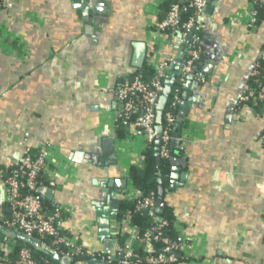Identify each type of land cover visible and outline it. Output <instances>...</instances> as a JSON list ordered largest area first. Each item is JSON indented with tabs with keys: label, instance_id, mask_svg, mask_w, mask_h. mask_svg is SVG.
Returning a JSON list of instances; mask_svg holds the SVG:
<instances>
[{
	"label": "crops",
	"instance_id": "crops-1",
	"mask_svg": "<svg viewBox=\"0 0 264 264\" xmlns=\"http://www.w3.org/2000/svg\"><path fill=\"white\" fill-rule=\"evenodd\" d=\"M164 1L93 0L86 18L78 0H10V9L0 7V27L21 38L20 46L0 44V168L13 169L24 150L37 153L49 144L54 155L44 173L51 190L49 197L41 193L45 213L63 208L59 231L73 228L85 249L110 264L116 263L98 240L96 212L110 208L116 179L127 187L129 170L142 166L145 150L143 138L117 135L116 90L139 70L132 65L135 43L146 46L144 65L186 56V40L171 43L156 31ZM210 1L211 11L199 19V68L207 83H180V101L187 92L189 103L179 132L171 134L163 203L190 248L176 264H264V108L255 113L237 103L264 45V20L249 31L237 20L250 0ZM111 138L115 169L109 174L101 157ZM173 182L181 185L169 189ZM5 196L0 180V219L9 215ZM117 222L116 237L122 233ZM113 244L122 252L116 238Z\"/></svg>",
	"mask_w": 264,
	"mask_h": 264
},
{
	"label": "built area",
	"instance_id": "built-area-1",
	"mask_svg": "<svg viewBox=\"0 0 264 264\" xmlns=\"http://www.w3.org/2000/svg\"><path fill=\"white\" fill-rule=\"evenodd\" d=\"M168 12L164 18L156 24L158 34H164L166 38L174 43L177 38L180 41H187L186 56L181 66V74L178 83H181L186 76L191 75L199 84H206L207 77L199 68L202 56V42L200 17L204 13L208 0H191L190 6L181 5L182 0H171ZM256 1V0H255ZM264 3V1L259 0ZM253 2H248L244 18H238V23L245 26L249 31L257 29V13L253 7ZM0 7L10 9V0H0ZM191 9V14L181 20V14ZM159 13V12H158ZM235 24V20H231ZM180 29V34L175 30ZM20 37L10 35L0 27V44L20 46ZM177 64L175 58L167 57L163 61L148 65L152 70V78L145 81L140 74H133L131 78L125 80L116 90V124L123 126L132 133H127V137L143 138L145 150L155 140V109L159 96L164 90L165 79L169 69ZM264 64V45L257 55L249 72L247 86L238 97L237 103L261 104V108L253 109L255 113L264 108V73L261 66ZM180 101L178 94L169 97L163 118L162 134L159 137V158L167 160L169 157V142L173 126L176 121L177 108ZM24 139L28 134H24ZM260 141L264 144V133L260 136ZM20 145L24 146L23 143ZM54 155L52 147L45 144L37 153L31 154L28 150L23 151L20 163L12 170L0 168V180L6 190L5 201L9 207V216L0 219V225L6 230L17 229L29 236L37 237L42 240L50 237L54 245L62 247L64 253L61 257H68L72 261L75 255H84L98 260L100 264H110L108 257L100 256L98 252L85 249L78 240V233L69 228L65 232H60L58 222L62 219L63 208L54 209L52 213H44L38 198L33 194L36 189L43 193L44 187L38 186V174L45 173L49 169L51 156ZM143 156L140 164L143 165ZM22 178V179H21ZM128 187V188H127ZM126 200H135L136 210L145 211L155 222L154 227L146 230L142 234L137 226L131 225L130 212H126L120 225L121 232L127 237V242L122 249L121 264H166L174 263L180 253L190 249L187 239L177 234L175 240L169 241L168 238L161 236L160 230L166 226V222L160 220L155 213L156 198L153 194L142 196V194L131 184L129 178L127 182ZM134 190L130 193L129 190ZM259 190L264 196V181L259 185ZM160 241L162 244L161 252L151 253L154 250V243ZM140 244L148 255L140 257L134 250V245ZM8 246L14 245L13 239L6 240ZM13 264H35L32 260L30 250L26 247L20 248L18 258Z\"/></svg>",
	"mask_w": 264,
	"mask_h": 264
},
{
	"label": "trees",
	"instance_id": "trees-1",
	"mask_svg": "<svg viewBox=\"0 0 264 264\" xmlns=\"http://www.w3.org/2000/svg\"><path fill=\"white\" fill-rule=\"evenodd\" d=\"M253 2V7L257 13L256 22L257 24L264 20V3L259 2V0H250V2ZM171 0H165L160 6H159V13H158V22H160L165 14L169 10V6L171 4ZM191 0H182L181 5L183 6H190ZM191 9H188L186 13L181 14V20L186 19L191 14ZM175 33L178 35L180 34V29H176ZM201 36V35H200ZM261 72L264 73V64L261 66ZM135 74H140L145 81H149L152 78L153 70L145 64L142 69L137 70ZM132 77V76H131ZM130 77V78H131ZM180 90H181V84L176 83L174 87L172 88L171 95H174L175 93L180 96ZM253 109L261 108V104H253L251 106ZM117 135L121 138L125 137L127 132L125 128L117 123ZM154 143L155 141L148 147L146 150L142 152V156L144 158L143 165L141 167L133 166L129 170V180L133 187H135L142 196H148L149 194H153L154 197H157L158 187L160 186L158 183V180H161V187L163 190L166 189L167 182L165 179L166 173L168 171L167 163L165 160H161L159 164L157 165L156 157L154 156ZM160 147V145H159ZM35 154V153H31ZM12 169H9V171ZM22 179V178H21ZM38 186L47 188L50 187L49 180L46 175H44L43 172L38 174ZM33 194L38 198V200L41 203L42 211L45 213L47 212V207L45 206V202L42 199V194L38 192L36 189L33 191ZM136 201L133 200H123L120 205V211L118 215V222H120L125 215L126 212H130L131 215V225L137 226L140 233L142 234L146 230L151 229L154 227L155 222L152 218H150L145 211H137L136 210ZM54 212V210L50 211L49 213ZM47 213V214H49ZM9 216V215H8ZM7 216V217H8ZM65 216V213H63L62 218ZM160 220H163L166 222V226L160 230L161 236L168 238L169 241L175 240L177 236L176 229L174 228V214L170 208L167 207V205H163L162 213L157 215ZM6 217V218H7ZM10 234L0 233V261L13 264L17 258H18V252L20 248L26 247L30 250L32 260L35 262V264H58L55 261H53L49 256L41 253L40 251L35 250L31 246L27 244H23L19 241L15 240V243L13 246H8L6 244V240L10 239ZM126 239V235L123 233H120L117 235L116 240L119 246L123 247L124 242ZM42 241L53 248L58 254L64 253V250L62 247L54 245L52 243V239L50 237H45L42 239ZM162 244L160 241L154 243V250L153 253H159L161 252ZM135 252L140 256L144 257L149 254L148 251H146L140 244L136 243L134 245ZM181 257H177L176 261L174 263H166V264H176L180 261ZM71 264H100L98 263V260H93L92 258H89L84 255H75L72 257Z\"/></svg>",
	"mask_w": 264,
	"mask_h": 264
},
{
	"label": "water",
	"instance_id": "water-1",
	"mask_svg": "<svg viewBox=\"0 0 264 264\" xmlns=\"http://www.w3.org/2000/svg\"><path fill=\"white\" fill-rule=\"evenodd\" d=\"M80 2L79 7L83 10V17L86 18L88 15V10L92 8V2L93 0H78ZM211 1L208 0L207 6L204 10V12H210L211 11ZM96 12V10H94ZM88 30H90V27H85ZM134 48V55H133V62L132 65L137 68V69H142L144 66L145 62V57H146V46L143 42H138L133 45ZM183 60L177 61V64L173 67H171L168 71V74L166 75L165 79V85H164V90L161 93V95L158 98L156 109H155V136L156 140L154 143V156L156 157V162L157 165L160 162L159 158V137L162 134V125H163V118H164V112L169 100V97L171 96L172 93V88L174 87L176 83V77L174 72L180 70L179 76L181 74V66L183 64ZM193 77L191 75H188L185 77V80H192ZM187 86H184V90L186 91ZM189 93L183 92L181 96V101L179 102V111L176 116V122L174 124V132H179L180 130V122L183 119V114H186V110L188 106L187 104L189 103L188 100H186V96ZM173 135H171L172 137ZM106 146H104L105 154L101 157L102 160H108L105 162V165L107 166L106 168L108 169V173L110 174L112 170L115 169V161H114V140L108 139L107 141L103 142ZM92 160L94 163H96V158L92 157ZM174 162L170 161V164H173ZM99 167L101 165L99 164ZM178 168H171L172 172L178 171ZM180 179L183 181L185 179V174H180ZM170 178H176V175L171 174ZM111 180V179H110ZM111 182V181H110ZM109 182V185H110ZM112 183V182H111ZM159 187H158V192H157V197L155 201V213L161 214L162 213V208H163V195H164V190L161 187V180H158ZM115 190H112V194L109 197V203L107 202V205L110 206V208H103L101 212L97 211L96 212V223L97 226L100 228L98 233L99 237L98 240L102 243L103 247V252L106 255L111 256V260L113 263L116 264H121L122 262V257L123 254L122 252H116L117 248L114 247L113 240L116 238V232L113 229L114 227V221L117 222L118 220V215H119V206L122 201V194L125 192L126 189V180L124 179H116L115 182ZM181 183L173 182L171 184L169 189H173L175 186L179 187ZM107 187V186H106ZM105 191H108L106 189ZM40 191V190H38ZM43 193H46L47 197L51 194V190L47 191L42 190ZM94 206L98 207L99 205L96 203H93ZM115 225L119 226L120 224L117 222ZM0 233L5 234L9 233L13 239L16 241H19L23 244H27L34 248L37 251H40L41 253L49 256L53 261H55L58 264H71V260L68 257H61L53 248L45 244L42 240L38 239L37 237L34 236H29L23 232L18 231L17 229L14 230H6L4 227L0 226ZM94 260V259H93Z\"/></svg>",
	"mask_w": 264,
	"mask_h": 264
}]
</instances>
